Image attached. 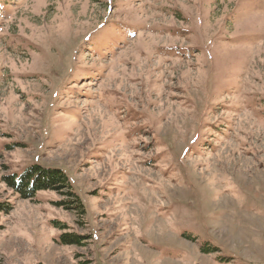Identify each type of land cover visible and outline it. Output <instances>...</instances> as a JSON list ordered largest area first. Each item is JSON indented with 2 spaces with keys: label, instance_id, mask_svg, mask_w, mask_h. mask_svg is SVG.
<instances>
[{
  "label": "rangeland",
  "instance_id": "1",
  "mask_svg": "<svg viewBox=\"0 0 264 264\" xmlns=\"http://www.w3.org/2000/svg\"><path fill=\"white\" fill-rule=\"evenodd\" d=\"M0 204V264H264V0H0Z\"/></svg>",
  "mask_w": 264,
  "mask_h": 264
},
{
  "label": "trees",
  "instance_id": "2",
  "mask_svg": "<svg viewBox=\"0 0 264 264\" xmlns=\"http://www.w3.org/2000/svg\"><path fill=\"white\" fill-rule=\"evenodd\" d=\"M8 187L18 193L21 198H32L38 191L41 190H59L66 189V192L77 197L70 191V185L65 173L59 168L43 167L34 164L28 167L24 172L17 174L11 173L5 175L2 179ZM74 201V202H75ZM62 204V203H59ZM77 208H80V203L77 200L75 203ZM0 210L8 212L9 206L0 204ZM63 242H78L79 238L76 235L67 233L61 234Z\"/></svg>",
  "mask_w": 264,
  "mask_h": 264
}]
</instances>
